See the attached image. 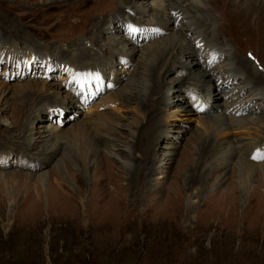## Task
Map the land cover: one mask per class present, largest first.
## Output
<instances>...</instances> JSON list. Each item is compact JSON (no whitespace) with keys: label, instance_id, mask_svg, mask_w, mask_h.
I'll use <instances>...</instances> for the list:
<instances>
[{"label":"rangeland","instance_id":"374dc122","mask_svg":"<svg viewBox=\"0 0 264 264\" xmlns=\"http://www.w3.org/2000/svg\"><path fill=\"white\" fill-rule=\"evenodd\" d=\"M134 1L104 10L97 0H0V264H264V168L244 177L239 160L264 163V103L252 98L234 114L259 119L247 130L214 131L207 122L232 95L247 97L238 77L224 85L231 54L264 80V35L255 39L251 30L264 15L263 0H237L242 9L253 5L249 19L235 0H173L219 23L225 49L220 57L205 53L187 33L183 47L202 53L182 58L186 73L152 56L177 40L181 15L162 13L167 0L158 8L155 0ZM130 25L147 28L128 33ZM147 65H158L162 98L140 94ZM77 69L89 71L81 85L101 75L93 89L67 86ZM202 69L216 75L215 86L201 87L213 97L188 110L187 85ZM151 129L146 153L135 140ZM117 135L121 152L112 146ZM237 142L250 153L240 154ZM93 145L103 155L98 166ZM231 148L238 152L228 154ZM134 165L139 174L129 172Z\"/></svg>","mask_w":264,"mask_h":264},{"label":"bare ground","instance_id":"6f19581e","mask_svg":"<svg viewBox=\"0 0 264 264\" xmlns=\"http://www.w3.org/2000/svg\"><path fill=\"white\" fill-rule=\"evenodd\" d=\"M97 1H101V2L104 1L103 3H101V7H100L101 9H104V10L105 9H111L112 10V9H115L116 6L125 7L124 5L126 3L137 4L134 0H118V2H119L118 4L114 0H97ZM167 1L168 2L166 4V8L162 7V9H161L162 13L168 15L169 14L168 10L172 9L171 12L175 14L176 18H179V16L181 15L180 18L182 19V21H180L179 30L178 31L176 30V35L178 36L177 40L174 42H171L169 45H165V46L160 47L157 51H155L152 54L154 59L157 61V64H163L165 62H171V63L177 62V63H180V67L185 71L184 73L190 71V67L186 66L187 65L186 62L185 63L182 62V58L187 54L189 57L198 59L200 57L199 55L202 53V51H199L198 53H200V54H197L196 52L193 51V49L187 50L183 47L184 43H188V41L185 39V35L187 33L193 34V37L195 38L197 45L199 44L205 53L207 51V53H209L211 55L214 53L218 57H220L223 53L224 47H222L217 40L218 33H220L218 30V27H220L219 23H218L217 27H214L213 24L211 23L210 17L208 18L205 16H201V19H200V17L195 16L196 11H190V10L188 11L183 6L182 2H179V4H174L177 2L173 3L172 2L173 0H167ZM235 2L236 3H233L234 8H237V10L240 9V13L245 18L249 19L253 15L252 14L253 5L251 3L247 2L246 7H243V9H242L238 6V1L235 0ZM133 4L130 7L132 9H134V6H135ZM261 4H264V0L262 1ZM154 6L156 8L161 7L158 0L154 1ZM194 7H195V5H194ZM218 7H221V4L218 5ZM134 10L136 12H138L139 14H144V12L140 11L139 9H134ZM189 16H190V18H189ZM133 18L135 19L137 17H133ZM187 18H189V19H187ZM257 18H258V21L256 19V23L254 24L253 27H251V30L255 36V39L263 38V35H264V22L261 21L264 19V15H263V17L259 16ZM128 19H129V17H128ZM138 19L139 18H137V21H138ZM147 21H149V20H147ZM253 21L255 22V19ZM152 22H150V23H152ZM93 23L99 24L100 20H98L97 22L95 21ZM225 23H226V20H225V22L222 23V35H224V36H225L224 33L226 32ZM152 24H154V23H152ZM86 25H87V23H86ZM204 27L209 29L206 31L207 32L206 35L202 34L200 32V30L203 29ZM135 28H137L138 32H140L143 28H147V27L143 26V25H140V26L135 25ZM124 30H127L128 33L130 32L129 27H126V29H124ZM182 30H184L183 31L184 33L182 32ZM131 33H132V31H131ZM122 38L123 37H119L118 39L121 42H117L114 45L118 46L119 44H123L124 38L123 39ZM216 42H218V43H216ZM127 50L133 51V49H131V48H129ZM231 55H232V57L230 59H232V60L229 63V66L226 67L224 70L226 75H227L226 79L224 80V82H225L224 85L229 86L230 84H232V82H234V79L238 77L239 80L237 82L240 83V85H241L242 93L243 92L245 93V91H246L245 95H247V97L241 99V96L239 97L238 95H232L230 97L231 99L233 98L232 101L226 102L222 106V113L221 114H216V115L210 116V118H209V120H207V122H212V124H213L212 126H214V131H217L218 128L220 129L221 126H228L225 128V130H227V129L229 130L232 127H234L235 129H238V130L239 129L247 130L248 129L247 127H249L250 124H253L252 122H254V124L260 123L258 118H256V120H254L252 118H248L246 115L245 116L244 115L243 116L234 115V114L238 113V112H236L238 109L242 110V108H243V110H246L247 103H245V102L251 100L252 98L258 100L256 102V104H259L262 102L264 103V80L257 76L259 74H258V72L254 66L245 65L246 63L236 62L234 55L233 54H231ZM253 56L256 57L255 54H253ZM258 61H259V59H258ZM55 64H56V62H55ZM58 64L59 63H57L56 67H58ZM48 65H49V67H51V65L49 63H48ZM66 65H68V66H66ZM65 66L67 68L73 69V67H71L67 63L63 64L62 67L65 68ZM148 66H150V65H147L145 67L146 71L144 72V79H143L144 85H142V88H141L142 93H140L141 95H143V97H145V100H147V101L152 100L154 95H160V98H162L164 88L166 87V84L163 81V78H161V76L158 75V72H157L158 65H152V67H148ZM262 66L264 67L263 64H262ZM147 67H148V69H147ZM87 72H89V71L77 69V72L74 74L73 82L71 83V85H67V86L72 88V90H74V91L77 89H81L83 91V88L86 90L87 87L89 89H93V85H96L95 83L97 80H99L101 75H99V74L94 75L88 79L86 84L81 85L84 83V81H83L84 78L90 76L87 74ZM94 72H96V70ZM196 72H197V74L194 73V75H198L199 77L197 79H195L194 82L187 85V89L191 91L190 97H189L190 98V100H189L190 106H189L188 110H193V109L198 108L202 103H205V102H207V100H210L211 95L213 97V94H214L210 91V89H206V91H204V94H202L203 92L201 93V89H202L201 87L203 86V84H207V83H212L215 86L216 75L209 73V72H205L203 69L197 70ZM251 73H252V75H250ZM232 77H234V78H232ZM250 77H252V79ZM217 79H219V78H217ZM93 82H94V84H93ZM209 87H210V85H209ZM44 88L47 89L49 87L45 86ZM130 93H131V95H133L132 91ZM136 93H138V91H136ZM119 100H120L119 103L122 105L123 99L119 98ZM73 101H77V103L79 102L76 99H74ZM159 101L160 100H157V103L154 102L152 105H158ZM80 103H81V101H80ZM262 106H264V104ZM203 108H204V110L202 111L203 113L210 110V107L208 105L204 106ZM205 110H207V111H205ZM78 112L80 113L81 111L77 110V113ZM230 125H231V127H230ZM221 128H223V127H221ZM154 130L155 129H151L150 131H147L145 133H137V136L145 135L141 139L138 138V140H135V143H138V141H140V143H141L140 146L142 147L143 150L146 151V153L148 151L149 146L151 145V143L154 140V133H155ZM261 135H262V133H261ZM142 140H144V141H142ZM259 140H260V138L257 137L256 140H254V142L252 141L250 143L251 146L254 145L255 143H257ZM57 141H58L57 144L54 143V145L50 149L47 150V153L50 155L51 158L54 157V155L59 150L58 144L61 141L60 140H57ZM121 143L123 144L122 138L119 135H117L116 138L113 139L112 146L114 148H116V150H119V152H121V151H123V149L119 147L120 145H122ZM237 144H238V151H241L240 154L250 153V151L247 150L248 146H244L245 143L237 142ZM27 145L29 147L28 149H31L33 147L34 143H31V145L28 143ZM96 146L97 145H95V146L93 145V148L89 152V155H90V157L100 155L99 156L100 159H98V161H97V166H98L100 163V160L103 158V155L100 153L99 148ZM238 151H237V149L235 150V149L231 148L228 150V154H233V153L236 154ZM253 155H256V154H253ZM127 156H129L128 152H127ZM251 157H253L252 154H251ZM146 159L147 158L141 159V162H143V164H144V162H146ZM239 160L240 161L242 160L241 171H242V175L244 177H248L252 170H256L258 168H264V163H250L245 157H240V155H239ZM133 168H131L129 170V172L130 171L134 172V174L140 173V170H139L140 167L139 166L134 165ZM83 171L87 172V165H83ZM116 171H118L119 177H122V175L124 174V169L122 166L116 168ZM101 182L102 181L100 180L99 184H101ZM104 187L105 186L103 184L99 190L103 195L108 196L110 193H108V191Z\"/></svg>","mask_w":264,"mask_h":264},{"label":"snow or ice","instance_id":"6c2138e0","mask_svg":"<svg viewBox=\"0 0 264 264\" xmlns=\"http://www.w3.org/2000/svg\"><path fill=\"white\" fill-rule=\"evenodd\" d=\"M129 28H130V31H132V32H136V31H138L137 28H135V27H133V26H131V25L129 26ZM258 152H259V158L264 159V151H260V150H258ZM253 158L255 159V158H257V157L254 156Z\"/></svg>","mask_w":264,"mask_h":264}]
</instances>
